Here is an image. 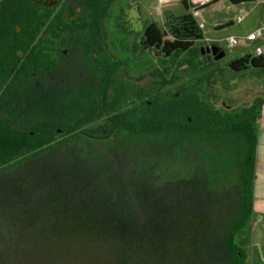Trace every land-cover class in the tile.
I'll list each match as a JSON object with an SVG mask.
<instances>
[{"label": "trees", "instance_id": "obj_1", "mask_svg": "<svg viewBox=\"0 0 264 264\" xmlns=\"http://www.w3.org/2000/svg\"><path fill=\"white\" fill-rule=\"evenodd\" d=\"M43 1L53 0H0V264H67L68 258L73 264H243L235 236L253 213L262 99L211 104L212 62L200 55L187 72L162 77L141 51H152L166 67L167 58L186 56L203 39L190 1L179 0L185 12L168 17L165 30L146 23L136 47L112 26L121 13L110 10L115 0H104L102 10H85V0ZM58 5L64 11L53 21L62 26L55 31L50 12ZM105 21L111 25L83 30ZM75 44L91 55L105 50L108 62L119 59L133 80L149 76L158 84L146 99L72 102L76 111L57 107L52 119L43 106L40 118L18 127L4 115L6 97L29 83L44 90L48 83L40 77L50 76L54 49L59 55ZM227 65L261 73L264 55L244 54ZM119 132L130 137L112 138L110 146L97 141Z\"/></svg>", "mask_w": 264, "mask_h": 264}, {"label": "rangeland", "instance_id": "obj_2", "mask_svg": "<svg viewBox=\"0 0 264 264\" xmlns=\"http://www.w3.org/2000/svg\"><path fill=\"white\" fill-rule=\"evenodd\" d=\"M189 1L192 5L189 11L193 16V10H200L202 3L209 0ZM85 2L87 5H85V10H102L104 0H85ZM110 10H120L122 15L119 13V20H115L121 23L118 30L121 29V36L128 41L131 40L135 47L138 46L139 36L146 23L155 22L161 30H165L168 17H177L185 12L179 0H115ZM195 18L196 22L203 23L201 28L203 39L195 41L186 56L181 53L177 58L175 56L167 58L165 67L152 51H141L143 56L148 55L152 58L154 69H158V75L163 77L173 71L179 72L190 67L188 64L182 67L181 59L196 65V59L201 55L200 45L215 42L224 49L225 55L212 61L217 70L211 77L212 96L208 97V102L214 105L223 103L228 107H234L248 104L254 97L262 99L255 124L253 213L247 222V230L235 236V243L246 255L243 264H264V72L243 74L232 71L227 65L230 60L244 54L254 55V46L264 44V34L261 38L250 43L243 39L248 32L264 27V0H249L240 4L220 0L216 4L203 7ZM102 23L104 27L106 24L111 25L108 24V21ZM113 24L114 22L112 26ZM93 28L97 29L96 26ZM229 36H233L237 43L230 45ZM107 47L109 46L107 45ZM69 57L66 60L57 57V68L60 71L59 76L63 77L62 82L47 84L44 90L29 84L23 86L25 89L22 88V85L15 88V91L12 88L13 91L6 97L5 103L9 111L4 115L12 119L18 127H24L44 114L36 113L43 106L45 116L50 115L52 119V115L58 114L57 107L62 108L68 105V110L73 111L75 109L72 102L87 106L96 100L99 97L100 83L103 82L105 69L109 66L107 65L108 59L102 52H93L91 55L90 51L83 52L82 50L73 51ZM109 76L112 77L108 78L107 88L104 92V100L109 105H115L135 93L143 95L146 90L158 84V80L153 77L131 81L119 69ZM100 131L102 132V130ZM129 137L127 134L119 132L109 137L102 136L97 141L101 146H110L113 144L112 138L115 142V140H127ZM90 139L93 140L92 137ZM233 141L236 142V140ZM258 217L261 220L257 221ZM67 260V264H73L76 261L72 258Z\"/></svg>", "mask_w": 264, "mask_h": 264}, {"label": "flooded vegetation", "instance_id": "obj_3", "mask_svg": "<svg viewBox=\"0 0 264 264\" xmlns=\"http://www.w3.org/2000/svg\"><path fill=\"white\" fill-rule=\"evenodd\" d=\"M55 3H57V0H53V1H50V2H45V1H43L42 2V4L43 5H46V4H48V5H50V6H54V5H56ZM60 8V6L58 5L57 7H56V9L55 10H51V19H52V23H50L49 24V27H51V29L52 30H55V31H58L60 28H62V26L60 25V24H57L56 22H53L55 19H57V17L59 18V16H60V13H62L64 10H58ZM120 18V17H119ZM119 18L117 17V20H119ZM149 23V22H148ZM120 22H118V21H115L114 22V25H115V28L116 29H119L120 28ZM94 26H96L97 27V29H101V27L103 28V23H95V24H91V23H85V24H83V30H86V31H91V30H95L93 27ZM46 27H48V25L45 23V24H43V25H39L38 26V28H40V29H43V28H46ZM104 39V38H103ZM120 41V40H119ZM130 43H132V41L130 40L129 41ZM109 44L110 43H108L107 45L109 46ZM212 44H216V45H218L217 43H215V42H210V43H207L206 45H203V46H201L200 45V54H201V56H203L208 62H212V61H216V60H214L213 59V55L210 53V52H207L206 51V48H209ZM115 45H120V42H117V40H115ZM67 46V49H63L62 50V54H59V55H56V53H57V51L54 49V54H55V59H56V61H55V66H54V68L50 71V76L48 77V76H46V77H40V83L42 82H45V83H48V84H55V83H58V82H62L63 81V77H60L59 75H60V71H59V69L57 68V57H61L63 60H66L67 59V57H69V56H71V54L73 53V51L75 52L76 51V44L75 45H73L72 47L71 46H69V45H66ZM219 46V45H218ZM71 47V48H70ZM221 47V46H220ZM113 49L112 50H114V47H112ZM201 48H203V50L201 49ZM222 48V47H221ZM68 51V52H67ZM115 51V50H114ZM114 51H113V53H114ZM203 51V52H202ZM87 52H88V50H87ZM99 52H102L105 56H106V51L105 50H102L101 49V51H99ZM132 56V54L130 55V57ZM70 58V57H69ZM115 59H114V63H113V65H111L110 63L111 62H108V64L107 65H109L108 66V68L107 69H105V75L103 76V82L102 83H100V92H99V98L102 96L103 98H104V87H105V85L108 83V78H111L112 76H109V75H112V74H114L115 72H116V69L118 70H122L123 72H124V70L122 69V65L120 64V63H118L119 62V59H117L116 57H114ZM111 60V59H110ZM119 64V65H116V64ZM185 64H188L190 67L187 69V70H180L179 72H181V73H185V72H187L190 68H191V65L188 63V62H183L182 64H180V65H182V67L185 65ZM179 66V65H178ZM107 67V66H106ZM106 74H108V76H106ZM124 74H125V76L129 79V80H131V81H135V80H133L134 78H135V75H127L125 72H124ZM145 77H149V76H145ZM149 78H151V77H149ZM101 80V79H100ZM39 82H37V84H38ZM29 85H30V83H29ZM152 89V88H151ZM102 90V91H101ZM1 92H2V90H0V94H1ZM148 93H149V89L148 90H146L145 92H144V94L143 95H140V99L142 100V99H146L147 97H146V95H148ZM136 94H138V93H135L134 95H133V97L136 95ZM139 99V100H140Z\"/></svg>", "mask_w": 264, "mask_h": 264}, {"label": "built area", "instance_id": "obj_4", "mask_svg": "<svg viewBox=\"0 0 264 264\" xmlns=\"http://www.w3.org/2000/svg\"><path fill=\"white\" fill-rule=\"evenodd\" d=\"M193 17L198 16V10H193ZM196 19V18H195ZM197 25L199 28H202L203 23L201 21H197ZM264 34V27H261L259 29L253 30L251 32H248L244 35L243 39L245 42L250 43L251 41L256 40L257 38H261V36ZM228 42L230 45L237 43L236 39L233 36L228 37ZM253 54L254 55H264V44H257L253 48ZM261 220L260 217L257 218V221Z\"/></svg>", "mask_w": 264, "mask_h": 264}, {"label": "water", "instance_id": "obj_5", "mask_svg": "<svg viewBox=\"0 0 264 264\" xmlns=\"http://www.w3.org/2000/svg\"><path fill=\"white\" fill-rule=\"evenodd\" d=\"M203 50V48H201ZM207 52H210L213 55L214 60H218L225 55L224 49L216 44H212L209 48H206ZM203 52V51H202Z\"/></svg>", "mask_w": 264, "mask_h": 264}, {"label": "crops", "instance_id": "obj_6", "mask_svg": "<svg viewBox=\"0 0 264 264\" xmlns=\"http://www.w3.org/2000/svg\"><path fill=\"white\" fill-rule=\"evenodd\" d=\"M218 1H220V0H218ZM218 1H217V2H218ZM206 2H207V1H205V2H203V3H206ZM217 2L212 3V4H216ZM203 3H202V4H203ZM241 3H242V2H241ZM212 4H210V5H212ZM237 4H240V3H237ZM202 9H203V7H202L200 10H202ZM200 10H198V12H200Z\"/></svg>", "mask_w": 264, "mask_h": 264}]
</instances>
